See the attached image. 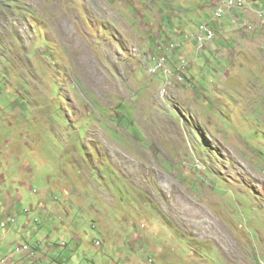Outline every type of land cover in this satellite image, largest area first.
Returning <instances> with one entry per match:
<instances>
[{
    "label": "rangeland",
    "instance_id": "obj_1",
    "mask_svg": "<svg viewBox=\"0 0 264 264\" xmlns=\"http://www.w3.org/2000/svg\"><path fill=\"white\" fill-rule=\"evenodd\" d=\"M222 1L0 0V255L264 264V26L180 37Z\"/></svg>",
    "mask_w": 264,
    "mask_h": 264
},
{
    "label": "clouds",
    "instance_id": "obj_2",
    "mask_svg": "<svg viewBox=\"0 0 264 264\" xmlns=\"http://www.w3.org/2000/svg\"><path fill=\"white\" fill-rule=\"evenodd\" d=\"M248 8H249V0H246V4H245V7L242 9V10H240L239 9V12H242L243 13V15H244V13H247L248 11ZM252 11V10H251ZM261 11H264V10H262V9H260V10H258L257 11V13H256V16H257V19H256V17H254V15H253V13H251V20L252 21H255L256 22V24L255 25H258V27L259 26H264V24H262V23H264V20H261L260 18H259V12H261ZM216 12V11H215ZM227 15V14H226ZM225 15V16H226ZM224 18V17H223ZM222 18V19H223ZM222 19L221 20H216L215 19V16H214V18H213V21H209L208 23H210L212 26H213V28L215 29V32H216V37H215V39H214V41L212 42V43H207V44H205V45H200L199 44V42L197 41V39H196V34H197V31H198V29H199V27L201 26V25H203V24H207L206 22L205 23H201V24H199V25H195V29H194V35H191L190 36V33L189 32H184V33H182L181 34V36L180 37H185V40H189L190 38H193V40L194 41H196V43L198 44V58L200 57V55H203L202 54V51H206V49L209 47V48H214V44H215V40H218L219 38H218V36H217V31H216V25H215V23H219V22H221L222 21ZM251 20H249L248 22L247 21H243L242 19H240V16H237V17H234L233 18V24H234V26H236L235 27V31H236V34L235 33H232V32H228V31H225V30H222L221 31V33H220V36H221V39L223 38V39H226V38H228L229 37V35H237L238 37H241V35L240 34H242L243 33V35H245V34H247V33H245V30L246 29H248V32L250 33L251 32V34H252V29H251V27H253V26H250V24H251ZM239 29H242V31L240 32V31H237V30H239ZM239 34V35H238ZM175 41H176V43H173L172 44V46L171 47H169V49H170V52H164V54L163 55H161V56H156L157 58H156V61H155V65H154V68L152 69V71H154V72H157L159 69L160 70H164L168 75H171L172 74V70H170L169 69V67H168V58H169V54L170 53H175V48H176V45H178L179 44V39H175ZM215 49V48H214ZM210 50V49H209ZM210 52H211V50H210ZM204 56H206L205 54H204ZM189 60H188V58L186 57V56H184L183 58H182V60H181V63H180V70L181 71H185L186 70V68L188 67V65H189ZM185 66V67H184ZM182 79H183V77H181ZM9 203V202H8ZM7 203V204H8ZM0 215H1V213H0ZM10 214H8L7 216H6V218L5 219H7V217L9 216ZM12 216V215H11ZM14 216V218H15V222H16V217H15V215H13ZM4 219V220H5ZM3 220V221H4ZM2 222V221H1ZM1 222H0V224H1ZM14 222V223H15ZM14 223H12L11 225H9L7 228H10V227H12V225L14 224ZM23 245H30V244H28V243H24ZM31 246V245H30ZM16 247V246H15ZM33 247V246H32ZM15 249V248H14ZM14 249H13V251H14ZM11 253V252H10ZM9 253V254H10ZM6 255H8V254H6ZM40 255H42V256H44L45 258L44 259H39V256ZM0 256H3V255H0ZM18 255L16 256V261H15V264H17V261L19 260L18 258ZM21 260V259H20ZM26 260V261H25ZM39 260H41L42 262H44V261H50V258L48 257V256H45V255H43V254H41L40 252H39V254L37 255V259H32V257H29V256H27V255H23V258H22V260L21 261H24L25 262V264H30L32 261H39Z\"/></svg>",
    "mask_w": 264,
    "mask_h": 264
},
{
    "label": "built area",
    "instance_id": "obj_3",
    "mask_svg": "<svg viewBox=\"0 0 264 264\" xmlns=\"http://www.w3.org/2000/svg\"><path fill=\"white\" fill-rule=\"evenodd\" d=\"M245 1L246 0H236V2H238L239 4L245 3ZM226 14H228V11L225 10V7H217L215 12V19L221 20ZM213 31H215V29L210 23L201 25L196 34V39L199 42V44L212 43L213 41L211 40V33ZM14 222H15L14 216L9 215L7 217V226L11 225ZM16 248L18 249V252H22L25 254L27 250H36L34 247L28 245H16ZM9 260H14V256H11L10 254L0 256V263Z\"/></svg>",
    "mask_w": 264,
    "mask_h": 264
},
{
    "label": "crops",
    "instance_id": "obj_4",
    "mask_svg": "<svg viewBox=\"0 0 264 264\" xmlns=\"http://www.w3.org/2000/svg\"><path fill=\"white\" fill-rule=\"evenodd\" d=\"M217 1V0H216ZM212 6H214V7H216V4L214 3ZM209 8H205V9H203L202 11H201V15L204 17H206L208 14H209ZM216 11V10H215ZM248 12L247 13H244V15H243V13L242 12H239V11H236V12H234L233 10H231V11H229L228 12V14L222 19V21H221V23L219 22V23H215V25L216 26H219V25H221V28H222V30H225V31H231L232 33H235L236 34V31H235V27L236 26H234V24H233V18L234 17H237V16H240V19H242L243 21H249V20H251V13H252V11H251V9L250 8H248V10H247ZM255 27L257 28L258 27V25H255ZM251 29H252V31H255V28L254 27H251ZM241 36L243 35V33L242 34H240ZM242 38V37H241ZM7 203H8V201H7ZM2 207H7L6 205H3ZM47 241L48 242H50L51 244H52V246H51V248H54V246H55V243L53 242V241H51L49 238H47ZM39 252V251H38ZM39 254V253H38ZM45 257L44 256H42V255H40L39 256V259H44ZM22 260V259H21ZM20 259L17 261V264H25V262L24 261H21ZM47 261H44V262H42L41 260H39V261H32L30 264H44V263H46ZM15 264V263H14Z\"/></svg>",
    "mask_w": 264,
    "mask_h": 264
},
{
    "label": "bare ground",
    "instance_id": "obj_5",
    "mask_svg": "<svg viewBox=\"0 0 264 264\" xmlns=\"http://www.w3.org/2000/svg\"><path fill=\"white\" fill-rule=\"evenodd\" d=\"M223 3H224V7L225 8H227L226 10L229 12V11H231L232 9H234V8H238V9H240V10H242L244 7H245V4H246V1H245V3H241V4H239L238 2H236V0H224V1H222ZM222 6V5H221ZM259 18L261 19V20H264V11H261V12H259ZM215 37H216V32L215 31H213L212 33H211V40L212 41H214V39H215ZM185 67V66H184ZM188 202V201H187ZM187 205V204H186ZM8 226H7V219L6 220H4V221H2L1 222V224H0V228H7ZM28 246H30V245H28ZM29 253V254H24V253H22V252H18V249L15 247V249H14V251H12L11 253H10V255L11 256H14V260H10V261H6V262H1L0 264H14L15 263V261H16V256H17V254H22V255H27V256H29V257H32V258H34L35 257V255L37 254V253H39L38 252V250L36 249V250H27L26 251V253ZM35 259V258H34ZM10 262V263H9Z\"/></svg>",
    "mask_w": 264,
    "mask_h": 264
}]
</instances>
